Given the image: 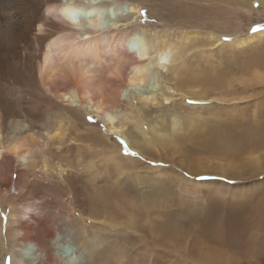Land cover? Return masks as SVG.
Returning <instances> with one entry per match:
<instances>
[{
    "label": "rangeland",
    "instance_id": "374dc122",
    "mask_svg": "<svg viewBox=\"0 0 264 264\" xmlns=\"http://www.w3.org/2000/svg\"><path fill=\"white\" fill-rule=\"evenodd\" d=\"M116 1L122 2L127 8L130 6L136 8L134 13H129L127 21L131 30H133L132 26L136 27L134 28L137 29L143 42L148 37H153V43L147 44L146 41L149 57L154 55L157 43L154 38L155 33L158 36L165 34L172 40L174 38L175 41L179 40L177 35H181L182 32L191 33L189 45L184 47L182 53L184 65L182 69L177 67L180 80L200 78L203 73H211L212 70L218 69L227 71V68H230L232 77L236 78L242 74L243 69L247 71L252 62L251 59L258 58L264 65V37L251 41L241 48H232L228 44L230 39H224L226 36L232 38L234 35L245 37L259 29H264V6L258 0H252L251 8L245 5L237 6L235 0ZM45 3V0L42 3L39 2L41 14ZM184 11H189L190 15L180 23L174 21L179 19L178 16L183 15L181 13ZM210 34L218 35L219 42L223 41L226 45L218 46L216 43L210 45L208 38ZM31 56L35 60L34 51ZM33 60L31 61L30 58L20 72L22 74L32 72L36 77V80L35 77L32 78L35 84L33 87L39 86L37 90L45 97L38 99L37 105L32 109L31 102L35 99L34 91L30 92L29 89L23 88L29 93L24 92L25 90L19 89L13 82V86L10 87L13 95L6 94V97L9 96L10 103H13L12 100L19 101L17 106L21 112L19 115L11 114L12 116L4 117V121L0 123V137L3 144L11 143L14 136L16 138L27 132L33 134L37 143L34 144L33 152L25 162L13 155H6L11 160L9 165H5L2 169L5 177L13 176L18 170L24 171L26 176L21 186L24 190L29 189L30 193L32 192L31 199L25 200L22 195L16 197L12 195L16 194L13 185L3 190L0 188V221L2 223L0 231L5 241H3L5 244L3 247L0 245V254L4 253L5 264H12V257L8 251L10 242L6 238L8 215L14 208L13 212L17 215L19 223L15 225L18 229L21 228V231L27 230L25 228L27 222L24 221L27 215L19 214L25 211L30 201L33 203L31 210L35 211L31 218L33 221L30 223L34 225L33 232L39 236V241L41 230L36 228L40 227L37 223L45 222L53 234L60 235L62 242L58 247L62 250L74 249L75 252L77 250L78 264H100L101 260L103 263L106 259L111 260V248L115 245L123 247L126 251L123 252L122 260L124 261L121 260V264H264V146L247 144L252 140L248 131H244V135L242 132V136L235 137L233 144L230 145L229 140L222 136L225 134L223 127L220 128L223 134L213 131L210 121L214 119L213 116L215 119L220 117L222 119L225 116L224 119L228 118L227 121H229V117L235 114L237 121L242 117L243 119L236 122V127L232 126L236 128L234 130L249 126L248 130L251 128L250 131H252L254 127L264 125V96L254 97L258 98L255 101H260L257 108L254 101H249V98L241 102L224 103L211 98L205 101H195L192 98L180 100L179 93L176 94L173 89V83L177 79L175 73L170 74L169 71L164 70L160 72L153 69L152 65L148 71L150 73L147 72V76H151L149 78L146 76L144 82L127 87L130 88L129 94L122 95V102L120 101L115 107L117 109H112L114 123L117 124L127 116L129 102L138 108L152 109L149 115L151 118L149 117L147 121L149 123L156 121L155 128L161 121L158 117L163 115L161 123L167 125L173 118L172 113L177 111L184 110L182 113L185 112L188 116L199 114L200 117H195L197 125L185 124V129L183 128L184 130L175 135V142L162 143L165 139L163 138L158 141L159 143H155L157 148H155L156 145L147 146L152 154L145 155L136 148V144L132 143L133 140L141 142V138L134 139V133L124 136L121 130L119 131L121 133L111 132L108 129V123L111 121L104 113L95 116V112H92L93 114L87 112L88 108L85 109V105L84 107L78 105L74 98L58 101L64 105L63 108L49 106L47 104L49 95L42 91L43 87L38 80V72L34 69ZM263 65L258 70L264 73ZM19 67L20 65L18 69ZM253 70L243 73L246 77L247 74L251 76ZM13 75L16 76L14 70ZM37 82L39 85H36ZM236 82H233V87L239 86L237 80ZM257 88L258 86L249 88L245 94H253ZM147 89L150 90L148 95ZM138 94L155 96L156 101L152 103L153 105L146 103L149 107L143 106L145 102L139 99ZM162 94L165 97L167 94L170 95L168 101L163 100L165 97ZM24 96L27 97L24 98ZM3 99L4 96L0 93V102ZM173 103L177 104L175 108ZM75 104L77 106H74ZM30 110L43 114L40 117L44 119L45 124L36 122V115L30 113ZM63 116L68 117V121H64ZM90 116L94 119L89 120ZM47 118L52 120L51 125L49 124L51 127L46 122ZM126 120L124 129L131 132L134 123ZM17 122L22 124L21 130L15 125ZM58 126L61 128L62 141L57 139L60 136L50 137L52 133L47 132H53ZM192 126H195L194 129ZM141 128L144 131L145 125ZM185 130L186 133L183 132ZM213 133L219 134V137L217 135L214 137ZM94 134L100 137L101 143L93 140ZM221 136L224 139L222 141ZM218 138L220 141L218 144L221 143V145L213 148ZM113 142L116 144H112ZM161 144L164 149L160 146ZM61 147L64 148L58 158L55 154ZM48 148L52 149L53 154L45 152ZM160 155L169 162L159 160ZM259 155L263 157L257 160ZM131 166L133 167L131 172L121 174L126 171L125 168H131ZM233 166L235 168H231ZM235 174L237 177H234ZM232 175L234 178L231 177ZM221 184L227 185L223 189ZM19 189L22 190V188ZM112 191H121L120 195L124 196L112 198L110 196ZM1 192H5L4 196ZM151 192L160 194L161 199L156 201L158 203L145 199L152 195ZM120 199L127 202V211L115 214L120 211ZM11 205L12 208H10ZM226 219L228 223L225 222ZM127 224L129 226H126ZM164 230L167 231V235ZM83 239L94 244V251L84 248ZM13 241L11 245L20 244L21 235L13 234ZM59 262L62 264L61 260Z\"/></svg>",
    "mask_w": 264,
    "mask_h": 264
},
{
    "label": "bare ground",
    "instance_id": "6f19581e",
    "mask_svg": "<svg viewBox=\"0 0 264 264\" xmlns=\"http://www.w3.org/2000/svg\"><path fill=\"white\" fill-rule=\"evenodd\" d=\"M42 1L44 0H0V85H1L0 93L2 96H4V99L0 102V123L1 121L2 122L4 121L5 119L4 117H7L8 115L12 116L11 114L19 115L21 112V109L18 108L17 106V104H19V101L15 102L14 100H12L13 103H10V100L8 101L9 96L6 97V94H9L10 96L13 95V91L11 92L10 90V87L13 86V82L21 90H25L23 88H26L29 89L30 92L34 91L33 95L35 99L33 102L30 101L33 104L32 109H34L35 106L37 105L38 99L45 97L44 94H42L37 90L39 86L37 88L33 87L34 83L32 82L33 81L32 78L35 77V75L33 76L32 72L31 73L27 72L26 74H22L20 72V69L25 68V63H27L30 58L31 61L33 60L31 56L33 51H34V55H36L35 60H33L34 69H36L38 72L37 77L40 82V85L43 87L42 90L43 93H47L49 95L47 98V104L49 106H54L56 108H60V107L63 108L64 105H62L58 101L62 102L74 98L77 100L78 105L80 106L85 105V109L88 108L86 110L87 112H91V113L95 112L96 113L95 116L96 115L100 116L101 114L103 115L104 113L109 119V121H111V123H108L109 124L108 129L111 130V132L118 133L121 130V132L123 131L122 134H124V136L125 134L131 135L134 133L133 135L135 136L134 139H136V137L141 138L142 140L141 142L133 140L132 143L136 144V148L145 155L152 154L150 148L147 146L154 147L156 145L155 143L163 138L165 139L162 140V143L169 144L173 141L175 142L176 140L175 135L179 134L178 133L179 131L185 129L184 128L185 124L197 125L195 121V117L196 118L200 117L199 114L195 116L193 115L188 116L185 112L182 113V111L184 110L177 111L175 113H172L173 118L171 119L170 123H168L169 125L168 124L165 125L166 123L163 125L161 123L163 121V115L162 117H158V119L161 121L155 128L154 124L155 125L157 124L156 121H153V123H149L147 121L149 117L151 118V116L149 115L152 113L150 111L152 109L146 110L144 107H143L144 109L138 108L137 106L135 107V104L129 102L130 108L129 111L126 113L127 116H125V118L122 121L118 122L117 124L114 123L113 116L111 114L112 111L114 110L112 109L117 107V105L120 103L122 95L129 94L128 92L130 91V88L127 87L145 81L147 74L150 73L148 71L152 65L154 67L153 69H157L160 72L164 70V71H169L170 74L175 73V77H177V79H175L173 83L174 86L173 89L175 90L176 94L179 93L180 100L186 98H192L195 101L196 100L205 101V99L211 98L224 103L228 101L241 102V100H245L249 98V101L250 100L254 101V105L257 108L259 106L260 101H255L258 98L255 99L254 97L256 95L264 96V73L258 70L259 67L262 68L263 63L258 58L251 59L252 62L249 64L247 71L243 69L246 73H248L249 70L254 69L253 73L250 74L251 76H248L247 74L246 77V75H244L243 73L244 71L239 70L242 71V74L240 76H236L235 78L232 77L233 74L232 75L230 74V68H227V71L218 69V70H212V72L210 71L211 73H205V74L203 73L200 75V78H195L196 75L194 73L195 76L193 75L192 76L195 79H190V80L188 79V81H186V79L185 81L182 79L183 80L182 81L180 80L181 78L178 79L179 73H177V67L182 69L184 65L182 61L183 58L182 56L184 55H182V53L184 52V47L185 46L188 47L187 45H189V41H190L189 39L192 38V35H190L191 33L190 34H188L187 32H182V34L180 33L181 35L179 36L177 35V38L179 39L178 41H175L174 38L173 40L170 39L171 37L169 38L165 34L158 36L155 33L154 38L155 40H157V43L155 45L156 47L153 53L154 55L152 54L153 56L149 57V51H147L146 41L147 44L153 43L154 41L153 37H148L146 41L143 42L140 36L138 35L137 29H135L136 27L134 26L135 27L134 28L132 26L133 30H131L129 21H127L129 18V13L131 12L134 13L133 11L136 9L135 7L130 6L127 8L126 6H124V4H122V2H117L116 0H45L46 3L45 6H43L42 9L43 13L41 14L39 2L42 3ZM199 1L201 2L203 0H199ZM258 1L259 3H261L262 6H264V0H258ZM252 3H253L252 0H235V4L237 6L245 5V7L248 6L249 8H251ZM177 13L180 14V12ZM181 14L183 15H179L178 16L179 19H175L174 21L179 23L182 22L186 17L190 15V12L184 11ZM135 30L137 32H135ZM262 37H264V29H259L256 32L251 33L245 37L234 35L232 38H230V40H228L229 42L228 44H230L232 48L233 47L241 48L247 45L248 43H250L251 41L258 40ZM208 38L210 40V45H214L215 43L218 46L226 45V43H224L223 41L219 42L220 39L218 35L215 36V34L213 35L210 34ZM18 65H20L19 69H18ZM239 69L241 68L239 67ZM13 70L15 71L16 76L13 75ZM236 70L238 72V69ZM232 72L233 71H231V73ZM237 77L239 79H237ZM34 79L36 80V77ZM236 80L238 81L239 86L233 87L232 86L233 82L237 83ZM39 82H37L36 85H39ZM256 86H258V88L256 89L255 93L245 94L246 90H248L249 88H254ZM21 90H18V92L21 93L22 92ZM26 91L27 90H25L24 92ZM149 91L150 90L147 91V95L149 94ZM35 95L37 97H35ZM147 95L143 96L142 94L141 95L138 94L139 99L145 102L143 106L146 105V103L153 105L152 103L156 101L155 96L148 97ZM162 95L163 97H165L164 94ZM27 96H24V98H26ZM169 96L170 95L167 94V96L163 100L168 101L167 99L169 98ZM51 97L54 98V100ZM21 101H23V99ZM173 104L175 105L176 103ZM176 105L174 106V108L176 107ZM74 106L77 105L75 104ZM183 106L184 105H182V107ZM39 108L41 107L39 106ZM70 109L73 108L70 107ZM41 111L43 112L42 108ZM30 113L36 115L35 116L36 122L43 125L45 124L44 119L40 117V115L43 114H38L34 110H30ZM154 115L157 114L154 113ZM78 116L83 117L82 115H78ZM243 116L245 117L244 119H246V116L244 114ZM213 117L215 119V116ZM224 117L222 119L220 117V119L217 118L215 120L214 119L212 120L209 119V120L212 123L213 131L215 130L223 134V132L220 131V128L223 127L225 131L223 129L222 130L225 132V134H223L222 136L226 140H229L228 143H230V145L233 144L234 139H236L235 137L242 136L241 135L242 132L244 135V131H248L249 134L251 135L250 137L252 138V140L248 141L247 144L249 145L251 144V146L254 144L264 146L263 124H261L256 128L253 126L254 129H252V131H250L251 128L248 130L249 126L245 127V125L243 124L242 125L243 127H245V129L239 128L237 130H234L236 129L234 128L236 127L235 126L236 122L243 119V117L240 118L238 121L236 120L235 114L229 117L230 119L229 121H227L228 118L224 119ZM62 118L64 121L65 120L68 121V117L63 116ZM126 119H128V121L130 122L133 121L134 123L132 125L131 132H129V130L127 131L124 129V126L127 123ZM136 119L137 121L135 122ZM61 120L62 119H60V121ZM84 120H86V118H84ZM155 120H157V118ZM51 121L52 120H50V118H47L46 120L48 125L49 124L51 125ZM182 123H184V125ZM214 123H216V125ZM219 124L223 126H220ZM15 125L18 126V129L19 128L20 130L22 129L21 123L19 124L17 122ZM144 125H145V129L143 131L141 127ZM233 125L234 127H232ZM192 127L194 129L195 126ZM69 128L71 129V127ZM186 130L183 132L186 133ZM188 131L191 132V130L189 129ZM47 132L52 133L50 137H54L55 135L60 136V134L62 133L61 128L59 126L56 127L53 132L51 131H47ZM202 135H204L203 132ZM216 135L214 137H216ZM217 137H219V134L217 135ZM62 138L63 136L57 137L58 140L59 139L61 140ZM92 138L97 143L102 142L99 139L100 137L95 134L92 135ZM223 138L220 140L221 141L224 140ZM52 139L50 140L54 141ZM218 140L219 138L213 144L212 146L213 148L221 145V143L218 144L220 142ZM35 143H36V139L34 138L33 134L30 132L29 133L27 132L25 134L22 133L20 136L16 138L14 136V139H12L11 143H7V144H3V141L1 140L0 137L1 190L7 189L6 187L13 185L12 187L16 191V194H12V193L11 194L14 197L22 195L24 196L25 200L31 199L32 192L30 193L29 189L24 190V187L21 186L22 180H24L23 178L26 176L25 175L26 173L22 170L17 169L18 171L15 172L13 176L10 175L8 177H5L2 174V169L3 167H5V165H9L11 160L9 157H6V155H13L22 162L27 161L28 158L31 156V153L33 152V146ZM112 144H116V143L113 142ZM162 145L163 144H161L160 146L162 147ZM230 145L229 147H231ZM113 146L115 147V145ZM157 147L158 146L156 145L155 148ZM63 148L61 147V149L57 153L54 151V153H56L55 155L58 158H59V153L63 151L62 150ZM162 148L164 149V147ZM45 150H46L45 152L51 155L52 149L48 148ZM159 157H160V159L158 158L159 160L161 161L164 160L166 162H169L166 158H162L161 155ZM261 157L263 156L261 155L257 156V160H259V158ZM149 161L152 162L151 160ZM43 167L45 168V166ZM231 168H235V166ZM125 169L126 171H123L121 173L122 175L125 174L126 172L128 173L131 172L133 170V167L131 166V168H125ZM235 176L236 174L234 175V177ZM231 177H233V175ZM225 185L227 184H221V188L224 189ZM19 188H22V190H20ZM1 193H3L4 196L5 192H1ZM120 194H122L121 191L110 192V196L112 198H119L121 196ZM151 194L152 195H149V197L148 198L146 197L145 199L152 200V202L154 201V203L161 199L160 194H156L152 192ZM123 196L124 195H122L121 198ZM165 198L169 199L168 197ZM32 204H33L32 201H30L28 203V206L25 208V211H23V213L21 211L20 214L18 213L19 215L22 214L27 215V217L24 220L25 222H27V224L25 223V228L27 230L21 231V228L18 229L17 228L18 226L15 225L16 223H18L17 222L18 220H17V215L13 212L14 208L12 209V212L9 213L8 215L9 220L6 225L7 231L6 230L5 231H6V238L10 242L8 251L10 252L12 257L11 259L12 264H59L60 263L59 260L62 261V264H78L76 262L77 250L76 252L74 249L62 250V248L58 247L60 242H62L60 235L53 234L52 230L48 226H46L45 222L37 223L40 227H36V228H40L41 230V235H40L41 240L39 241V236L36 233L34 234L33 232L34 225L30 223L33 221L31 219L33 218L32 215L35 214V211L31 210ZM12 205L10 206V208H12ZM119 205H120V211L118 210L119 212L115 214H118L123 211H127L128 204L127 202H125V200L120 199ZM225 222L228 223L229 222L228 219H226ZM0 224H2L1 221ZM126 226H129V224H127ZM139 231L142 230L139 229ZM166 232L164 230L165 234ZM13 234H16L18 236L21 235L22 242L20 244L11 245V243L14 242ZM24 237H26L27 240L24 239ZM3 241L4 240L0 231V245L2 247L3 245H5L3 244ZM93 245L94 244H91L90 241L89 242L87 240L83 241L84 248H88V250L92 251L94 249ZM50 246H51V250H50ZM124 251L125 250L123 247L115 245V247L111 248V252H110L111 260L109 259L110 260L109 261L105 258L106 264H113V262H116L115 264H121L122 261H124L122 260L124 258V253H123ZM3 254L2 255L0 254V264H5V262H3L4 261ZM94 255H96V253ZM112 256L115 259L112 258ZM101 262L102 263L100 264H105V262L103 263L102 260Z\"/></svg>",
    "mask_w": 264,
    "mask_h": 264
},
{
    "label": "snow or ice",
    "instance_id": "6c2138e0",
    "mask_svg": "<svg viewBox=\"0 0 264 264\" xmlns=\"http://www.w3.org/2000/svg\"><path fill=\"white\" fill-rule=\"evenodd\" d=\"M224 39L227 40V39H230V37H227V36H226V37H224ZM88 119H89V120H92V119H94V117H91V116H90V117H88ZM126 151H127V149H126ZM133 155H135V153H133Z\"/></svg>",
    "mask_w": 264,
    "mask_h": 264
}]
</instances>
